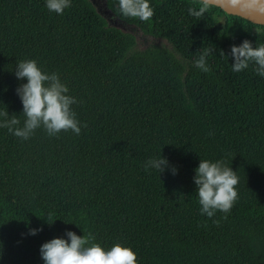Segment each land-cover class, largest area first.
<instances>
[{
	"label": "trees",
	"instance_id": "obj_1",
	"mask_svg": "<svg viewBox=\"0 0 264 264\" xmlns=\"http://www.w3.org/2000/svg\"><path fill=\"white\" fill-rule=\"evenodd\" d=\"M104 1L170 49L136 50L89 0H71L63 15L46 0H0V112L23 127L16 90L27 80L15 70L35 60L67 85L81 126L57 136L41 127L27 140L0 127V264H44L41 245L68 231L91 232L105 250L129 247L138 264H264V77L254 63L231 66V47L264 45V26L211 4L194 17L199 0H149L147 22ZM204 49H214L207 73L195 66ZM161 157L164 172L146 170ZM200 160L239 177L230 213L201 214Z\"/></svg>",
	"mask_w": 264,
	"mask_h": 264
},
{
	"label": "clouds",
	"instance_id": "obj_2",
	"mask_svg": "<svg viewBox=\"0 0 264 264\" xmlns=\"http://www.w3.org/2000/svg\"><path fill=\"white\" fill-rule=\"evenodd\" d=\"M199 2V8H188V13L197 18L202 17L210 6V0ZM118 3L120 13L125 17L147 22L154 16L149 0H118ZM257 3L258 0H230L233 7L242 8L252 7ZM46 7L49 11L63 15L64 10L71 7V0H46ZM258 10L264 11V8ZM213 51L214 49H204L195 61V66L209 72L211 69L206 57ZM220 56L225 57L223 51ZM231 56L234 58V63L231 64L234 72H241L250 63H254V71L264 77V45L253 47L249 40H244L241 45L231 47ZM15 75L20 80H27V83L21 84L16 90L26 119L23 127H19L21 122L17 116H9L5 110L0 112V127L7 128L11 134L23 140L29 139L41 127L49 136H57L62 131L80 134V122L72 109L77 101L67 94L69 88L61 82L58 74L45 73L35 60H25L17 64ZM145 167L146 170L154 168L161 174L168 167V161L163 157L151 159ZM172 171L173 174L176 173V169L173 168ZM195 173L194 183L198 189L201 214L212 218L217 211L230 213L239 198V177L236 172L225 166L223 161L200 160ZM39 231L42 229H30L29 234L36 235ZM66 236L68 240L53 238L41 245L40 254L44 264H138L137 254L131 248L117 243L105 250L100 244L94 243L95 236L91 232L81 237L68 231Z\"/></svg>",
	"mask_w": 264,
	"mask_h": 264
},
{
	"label": "rangeland",
	"instance_id": "obj_3",
	"mask_svg": "<svg viewBox=\"0 0 264 264\" xmlns=\"http://www.w3.org/2000/svg\"><path fill=\"white\" fill-rule=\"evenodd\" d=\"M96 8L97 12L106 20L107 24L116 27L125 33L134 35L136 39V50H143L151 45H158L170 49L166 41L161 39H154L152 37L142 34L138 29L133 26L124 24L119 21L106 7L104 0H89Z\"/></svg>",
	"mask_w": 264,
	"mask_h": 264
},
{
	"label": "water",
	"instance_id": "obj_4",
	"mask_svg": "<svg viewBox=\"0 0 264 264\" xmlns=\"http://www.w3.org/2000/svg\"><path fill=\"white\" fill-rule=\"evenodd\" d=\"M210 4L219 7L228 15L242 17L254 24L264 26V11L258 9L264 8V0H258V3L252 7H233L230 0H210Z\"/></svg>",
	"mask_w": 264,
	"mask_h": 264
}]
</instances>
